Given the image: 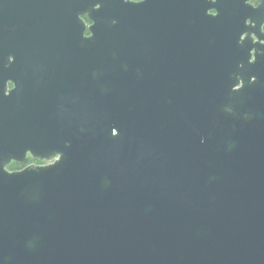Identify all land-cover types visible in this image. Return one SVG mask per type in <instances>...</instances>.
I'll return each mask as SVG.
<instances>
[{"label":"water","instance_id":"water-1","mask_svg":"<svg viewBox=\"0 0 264 264\" xmlns=\"http://www.w3.org/2000/svg\"><path fill=\"white\" fill-rule=\"evenodd\" d=\"M40 2L0 0V68L33 56ZM258 3L165 0L162 77L143 58L156 1L89 5L113 41L85 61L111 67L85 115L51 118L59 160L1 171L0 264H264Z\"/></svg>","mask_w":264,"mask_h":264},{"label":"flooded vegetation","instance_id":"flooded-vegetation-1","mask_svg":"<svg viewBox=\"0 0 264 264\" xmlns=\"http://www.w3.org/2000/svg\"><path fill=\"white\" fill-rule=\"evenodd\" d=\"M101 1L41 0L37 10L49 21V26L41 37L36 38L33 56L27 61L12 59L1 64L0 175L1 171L12 174L30 166H48L60 159V154L55 155L52 148L51 118L54 115H85L87 105H91L85 84L102 80L108 73L105 68L111 67L85 61L87 50L113 41L112 38L97 37L89 28L93 23L89 5H95L96 9ZM147 1L158 3L157 12H154L157 30H146L143 58L145 66L149 70L158 67L159 77H162L166 60L165 29H162L165 0ZM250 2L259 5L258 0ZM209 13L215 11L209 10ZM147 14L150 17V13ZM253 37L256 41L255 34ZM94 110L97 113L98 109Z\"/></svg>","mask_w":264,"mask_h":264}]
</instances>
